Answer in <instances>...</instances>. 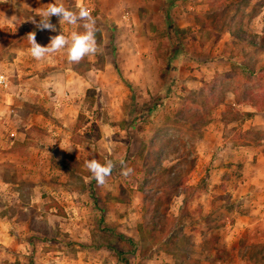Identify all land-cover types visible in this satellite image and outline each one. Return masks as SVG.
<instances>
[{"label":"rangeland","instance_id":"1","mask_svg":"<svg viewBox=\"0 0 264 264\" xmlns=\"http://www.w3.org/2000/svg\"><path fill=\"white\" fill-rule=\"evenodd\" d=\"M252 1L63 0L96 20L98 51L79 63L67 49L33 58L27 34L47 46L83 21L40 30L41 12L0 6V74L15 89L2 111L25 134L0 186V264H264V127L215 122L228 90L264 104V50L242 40L260 39ZM93 157L116 165L102 186Z\"/></svg>","mask_w":264,"mask_h":264},{"label":"crops","instance_id":"2","mask_svg":"<svg viewBox=\"0 0 264 264\" xmlns=\"http://www.w3.org/2000/svg\"><path fill=\"white\" fill-rule=\"evenodd\" d=\"M0 1H3V3L0 4V6L1 7L4 6V8L6 7V10L10 11L8 12V15L10 17L12 16L15 17L16 14L18 13L17 10H28L36 13V12H42L43 9H46L48 7V4H46L43 0H0ZM253 3H256V1L253 0L252 4ZM261 3L258 4V10L256 11V13L251 18H248L251 27L256 28L259 25L261 26L260 30L255 31L257 32L256 34H258L257 36H259L260 39L252 40L253 41L252 43L245 39H242L243 42L248 43L246 45H248V48L251 51L255 49L264 50V39L261 38L262 29H264V0H262ZM252 4H250V6H252ZM17 17L9 21L11 25H14L15 24L14 22H18ZM4 20H5L4 15H0V24ZM239 71H241L242 74L244 73H247L248 75L250 74V72L246 71L244 67L243 68L240 67ZM20 84L21 83H18V85H16L18 86L17 89L20 90L19 93L23 90V86L21 87ZM8 85L5 88L10 87V84ZM14 94H15V89L8 88V90H4L1 93L2 97L0 98V186L1 187L11 184V182L8 179L4 178V173L7 170L6 164L7 163L10 164V162L14 163L17 160L16 157H20L18 151L16 152L12 150L13 144L16 141L22 142V137L25 136L22 129L23 127L22 124H24L22 118L20 116L11 117V115L2 111L8 109L7 111L9 112V109H12L10 104L14 102ZM248 94L249 92L238 93L236 92V90H228L225 99L222 103L223 115L219 117V119H217L215 122L222 124V126L228 123L234 124L236 126H241L243 123L246 125L248 122H252L253 124L256 125L255 127L256 129L263 128L264 104L254 101ZM238 95H240V97H238ZM228 109L232 110L234 113L236 112L244 115V119L238 121L237 119L235 120L231 118V116H229L228 114ZM24 128H27V125ZM250 132H255V131H250ZM221 141H223L222 137L219 138L216 147L222 145ZM220 152L221 150H219V153ZM19 153H22V151H19ZM12 168L14 167L12 166ZM247 217H249L251 220L253 219L251 216H247ZM247 228L248 227L246 226L244 230H246Z\"/></svg>","mask_w":264,"mask_h":264},{"label":"clouds","instance_id":"3","mask_svg":"<svg viewBox=\"0 0 264 264\" xmlns=\"http://www.w3.org/2000/svg\"><path fill=\"white\" fill-rule=\"evenodd\" d=\"M39 23L32 17L29 21L36 25L40 30L56 31L55 26L50 23L51 16H57L67 24L75 25L83 21V31H73L69 36L62 32L51 37L50 43L47 46H41L35 39V32H30L29 41L31 44L30 54L33 58L40 60L46 55L67 49V59L71 63H79L85 56L96 54L98 51L96 33V20L91 15V9L83 3L78 6V11H72L65 7L63 0L48 3V7L40 13ZM5 82V77L0 75V83ZM121 172L124 177H129L133 174L134 169L125 166L124 162H120ZM85 167L91 172L92 179H95L98 185H104L107 178L112 174L116 165L112 160H106L104 163L99 162L96 158H90L85 161Z\"/></svg>","mask_w":264,"mask_h":264},{"label":"trees","instance_id":"4","mask_svg":"<svg viewBox=\"0 0 264 264\" xmlns=\"http://www.w3.org/2000/svg\"><path fill=\"white\" fill-rule=\"evenodd\" d=\"M168 29H169L168 37L170 39V45H171L170 53L171 55H175L177 54L178 50H181L182 45H181L179 37L177 36V30H175V28L171 25L170 22L168 23ZM261 38L264 39V35H261ZM242 39H245V38H242ZM245 40L251 43L253 42L251 39H245ZM162 98H163V94L161 91H158L154 95H152L149 101L145 105L147 111L150 112L153 107L159 106L161 104ZM228 114L229 116H231V118L235 120L237 119L238 121H241L242 119H244V115H237L232 110H229V109H228ZM83 121H84V116L82 113H79L77 117V127L78 125H81L80 123ZM118 255L122 256L123 253L121 251H118ZM122 260H124V263L127 262L125 261L124 257H122Z\"/></svg>","mask_w":264,"mask_h":264},{"label":"built area","instance_id":"5","mask_svg":"<svg viewBox=\"0 0 264 264\" xmlns=\"http://www.w3.org/2000/svg\"><path fill=\"white\" fill-rule=\"evenodd\" d=\"M0 75H2V74H0ZM7 85H8V81H7V78L5 77V82L4 83H0V86L7 87Z\"/></svg>","mask_w":264,"mask_h":264}]
</instances>
